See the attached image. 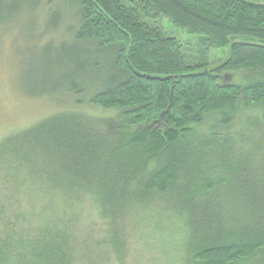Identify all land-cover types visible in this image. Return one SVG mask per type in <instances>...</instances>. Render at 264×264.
Listing matches in <instances>:
<instances>
[{
	"label": "trees",
	"instance_id": "1",
	"mask_svg": "<svg viewBox=\"0 0 264 264\" xmlns=\"http://www.w3.org/2000/svg\"><path fill=\"white\" fill-rule=\"evenodd\" d=\"M65 1L78 8L74 39L95 51L82 62L97 69L89 101L117 111L118 125L98 132L81 111L61 110L4 138L0 264H74L80 204L93 200L112 226L130 202L159 197L195 227L191 264H264V170L234 153L232 137L196 132L210 116L231 125L241 108L264 118V0ZM160 17L228 56L189 62ZM234 71L248 82H222ZM20 194L39 199L29 201L37 213L20 212Z\"/></svg>",
	"mask_w": 264,
	"mask_h": 264
},
{
	"label": "rangeland",
	"instance_id": "2",
	"mask_svg": "<svg viewBox=\"0 0 264 264\" xmlns=\"http://www.w3.org/2000/svg\"><path fill=\"white\" fill-rule=\"evenodd\" d=\"M77 16V6L65 0H0V143L61 110L81 111L87 124L98 132H112L117 127V111L89 101L97 87V69L86 73L82 62L84 56H93L95 51L87 43L81 45L74 39ZM148 21L152 24V20ZM154 24L182 44L191 63L207 60L214 66L228 56V49L207 48L198 35L190 34L165 17ZM247 75L245 71L228 72L222 82L246 84ZM73 83L88 89L82 95L68 92L66 89ZM217 119L210 116L198 126L197 134L216 132L232 137L236 142L234 153H250L256 172L264 170L261 108H241L229 126H220ZM1 184L5 188L4 178L0 176ZM2 195L4 190H0V199ZM13 199L19 201L20 212L37 213L29 202L39 201L35 195L20 194ZM86 201L80 204L81 221L74 229L79 242L74 264H191L195 227L163 197L130 202L112 226L110 220L100 215L93 200ZM18 212L12 209L10 214L15 217ZM33 224L39 223L30 221L24 230Z\"/></svg>",
	"mask_w": 264,
	"mask_h": 264
}]
</instances>
